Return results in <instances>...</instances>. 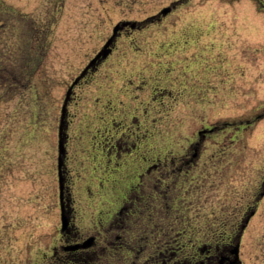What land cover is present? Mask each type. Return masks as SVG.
I'll list each match as a JSON object with an SVG mask.
<instances>
[{"label":"rangeland","instance_id":"obj_1","mask_svg":"<svg viewBox=\"0 0 264 264\" xmlns=\"http://www.w3.org/2000/svg\"><path fill=\"white\" fill-rule=\"evenodd\" d=\"M171 2L0 0V264H39L59 244L61 106L120 18L142 26L116 38L67 105L76 215L100 214L98 179L135 184L144 158H159L168 198L158 206L148 187L136 200L131 242L155 240L186 259L198 244L236 237L264 184V0H189L152 21ZM119 136L131 149L103 172L101 151L112 155ZM256 208L243 264H264V197Z\"/></svg>","mask_w":264,"mask_h":264},{"label":"flooded vegetation","instance_id":"obj_2","mask_svg":"<svg viewBox=\"0 0 264 264\" xmlns=\"http://www.w3.org/2000/svg\"><path fill=\"white\" fill-rule=\"evenodd\" d=\"M188 1L172 0L169 5L163 6L153 15L152 21L162 23L168 15L174 13ZM127 21L130 20L120 18L115 22L114 25L120 24L121 27L109 45V54L105 58L99 59L93 67H90L77 84L110 56L115 48V40L119 35L127 32L128 29L135 30L142 26L141 22L138 21L123 25V22ZM73 98L74 95L71 93L67 105L72 102ZM67 127V119L65 117V128L67 129ZM203 133L201 130L198 132V134ZM66 137L67 134H65V140ZM110 145V151H113L112 155L107 154L106 151H101L102 160L99 162V165L103 172L107 171V168H111V161L118 164L119 156L121 157L122 154L131 149L125 141H122L120 136L119 138H115ZM65 159L66 155L63 166L65 184L62 206L59 204V210L62 211L64 222L61 223L60 221V227L58 228L59 244L54 245L51 253L46 255L43 258L44 261L39 264H243L240 256V246L237 255V248L234 244L235 237L227 243L216 241L198 244L195 254H189L186 259L178 258V251L176 250H170L165 247L161 249L162 247L156 244L155 240L138 245H136V241L131 242L129 220L138 211L137 208L132 210V205L136 200L141 198L146 200L144 194L148 192V187L153 189L151 192H148V195H152L150 198H154L159 204L158 206L162 205L163 198H168V191L166 189L157 188L163 182L161 159L148 160V158H144L146 161H144L142 171L137 174V182L135 184H126L125 179L119 181L117 184H99L101 180L98 179L97 191L95 193L96 198L99 199L97 201H99L98 204L100 205L98 208L100 214L91 220V223L89 221L86 222L87 218L85 215L83 217L76 215L75 200L72 196L70 185L67 183ZM190 162L191 160L188 158L186 163L190 164ZM165 172L169 173L167 170ZM86 191H90V189L87 188ZM263 197L264 184H260V190L255 195L254 204L249 208L250 211L246 210V213H244L245 216V214L247 215L249 212L254 211L249 221L256 214V205L262 201ZM102 204H107L108 207L102 208ZM166 207H168V203L164 206L165 211ZM160 210L164 212L162 207ZM147 218V222L150 223V214H148ZM78 219L81 228L77 227ZM152 223L151 220L149 232H152L153 228L159 225L156 222ZM139 237L143 239L148 236Z\"/></svg>","mask_w":264,"mask_h":264},{"label":"water","instance_id":"obj_3","mask_svg":"<svg viewBox=\"0 0 264 264\" xmlns=\"http://www.w3.org/2000/svg\"><path fill=\"white\" fill-rule=\"evenodd\" d=\"M119 28V25H116L113 28V33L115 34V32L117 31V29ZM114 34L106 41V43L104 44L103 48L89 61V63L87 64V66L84 68V70L74 79V81L72 82L71 86L69 87V89L66 92V98H65V102L62 106L61 109V120H60V125H59V139H58V164H57V169H58V183H59V198L62 200V196H63V184H64V179H63V175H62V165H63V154H64V140H63V117L65 114V105H66V101L67 98L69 96V93L71 91V87L78 81V79L80 77H82L84 75V73L86 72V70L94 65L96 63V61L100 58V57H105L108 52H109V48L108 45L111 43L112 38L114 37ZM62 222L64 221V217L61 216ZM247 222V218L245 219V222L242 224V228L244 227V225ZM240 234L237 236V238L239 239ZM239 245V243L237 242V246Z\"/></svg>","mask_w":264,"mask_h":264}]
</instances>
